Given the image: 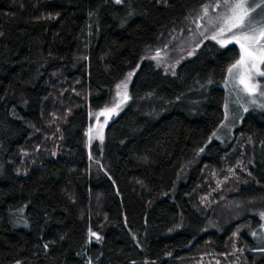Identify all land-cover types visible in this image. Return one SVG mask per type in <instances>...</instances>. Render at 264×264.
<instances>
[{
    "label": "trees",
    "instance_id": "1",
    "mask_svg": "<svg viewBox=\"0 0 264 264\" xmlns=\"http://www.w3.org/2000/svg\"><path fill=\"white\" fill-rule=\"evenodd\" d=\"M213 1L0 0V264H264V111L209 140L238 45L150 55ZM130 70L89 151L90 110Z\"/></svg>",
    "mask_w": 264,
    "mask_h": 264
},
{
    "label": "rangeland",
    "instance_id": "2",
    "mask_svg": "<svg viewBox=\"0 0 264 264\" xmlns=\"http://www.w3.org/2000/svg\"><path fill=\"white\" fill-rule=\"evenodd\" d=\"M217 2H220V0L209 2L206 5L211 6ZM247 3L249 6H253L254 4L260 5L259 7L255 8V11L251 12V18H253L254 23H258L260 18H264V0H247ZM203 8L204 7H202L194 15L189 17L185 25L186 28L179 30L177 33H175L172 36L171 44H167L166 47L164 46V47L156 48L150 53V55H152L157 60V62H159L164 66L174 68L176 63L178 62V60H180L182 56L184 57L186 55H190L194 53V51L202 44V42L205 39L210 38L213 34H215L216 28L210 26L207 23V18L200 19V17L202 16ZM226 11L227 10L224 8H218L213 10L212 7H209V14L212 17H216ZM201 33H203V35H201ZM227 35H231V33H228ZM222 38L224 37H219V36L217 37V39H222ZM261 70H264V65H261ZM134 72H135L134 70H130L129 72H127L125 77L117 84L119 85L122 82L125 81L127 82V88L126 89L122 88L119 90L121 93L120 96L117 95L118 89L116 85L114 93L110 101L106 105L98 109L90 110V123L86 130V137H87L86 144L89 151L95 142L98 143L103 142L107 124L110 122L112 118L116 117L127 105L130 99V83L132 81ZM129 74H131L130 77ZM234 76H235V70L232 77L229 76L227 71L226 78L223 82V87L225 89V99L223 102V111H224L223 119L221 120L219 125L213 130L209 140L214 138L219 140H227L235 133L236 128H238L241 125L243 118L248 110L252 108H256L264 111V97H260L258 94L259 91L264 90V77L256 78L260 83V89L257 91L255 95H249L241 90V87L234 79ZM125 93L127 99L124 100L123 103H120V107L116 108L114 112L107 111L109 109L114 108L115 105L123 99ZM101 113L104 114L101 115ZM241 144H242L241 146L245 148V149L242 148V152L244 158L246 159L248 153L245 145H247V142H242ZM237 164H239V166L243 170H245L246 167L249 165L248 162H244L243 160H239ZM234 170H235V166L233 168L228 166L225 168V170H220V169L218 171L213 170L212 176L210 178L207 177L206 179L207 185L210 186L212 184L211 179H213L214 184H216L218 188L223 183L230 181V179L234 175ZM206 182H204L202 185L206 186ZM211 189L213 188L210 187V190ZM206 192L208 194L211 193L208 190ZM207 193L204 194V196H202L205 202L210 199L209 197H207L208 196Z\"/></svg>",
    "mask_w": 264,
    "mask_h": 264
},
{
    "label": "snow or ice",
    "instance_id": "3",
    "mask_svg": "<svg viewBox=\"0 0 264 264\" xmlns=\"http://www.w3.org/2000/svg\"><path fill=\"white\" fill-rule=\"evenodd\" d=\"M116 3H121L122 0H115ZM260 5L254 4L249 6L247 0H220L211 6L205 5L202 9L200 19L207 18V23L216 28L215 34L210 38L217 40L222 47L229 43H235L239 46V58L227 69L230 77L233 76L237 81L241 90L249 95H255L260 89V83L257 77H264V70H261V65H264V18H260L258 23H254L251 18V12L255 11ZM209 7L213 10L224 8L227 11L212 17L209 14ZM231 33V35H227ZM203 35V33H201ZM224 37L217 39V37ZM131 74H129V77ZM127 88V82H122L117 85V95L120 96V89ZM259 96L264 97V90L259 91ZM127 99L126 93L123 99L115 105L114 108L107 111H115ZM247 110V109H245ZM104 113H101L103 115ZM98 119V117H97ZM203 151V149H201ZM95 236L96 234L93 233ZM99 239L98 236H96ZM264 251V249H261Z\"/></svg>",
    "mask_w": 264,
    "mask_h": 264
}]
</instances>
